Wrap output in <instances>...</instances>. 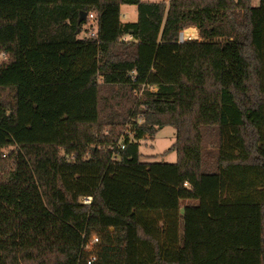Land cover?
I'll list each match as a JSON object with an SVG mask.
<instances>
[{
    "label": "trees",
    "instance_id": "obj_1",
    "mask_svg": "<svg viewBox=\"0 0 264 264\" xmlns=\"http://www.w3.org/2000/svg\"><path fill=\"white\" fill-rule=\"evenodd\" d=\"M0 79V264H264V0H0Z\"/></svg>",
    "mask_w": 264,
    "mask_h": 264
},
{
    "label": "rangeland",
    "instance_id": "obj_2",
    "mask_svg": "<svg viewBox=\"0 0 264 264\" xmlns=\"http://www.w3.org/2000/svg\"><path fill=\"white\" fill-rule=\"evenodd\" d=\"M158 1V0H151ZM254 6L260 4V0H252ZM121 18L123 21H136L138 18L137 6L132 4H123L121 7ZM189 32H194L196 37H199L196 28H187ZM84 35V34H82ZM10 82L11 79H0V82ZM176 141V129L172 126H165L161 128L156 134L155 138L148 137L142 141L140 151L142 159L168 162H175L177 160V153L175 150H170Z\"/></svg>",
    "mask_w": 264,
    "mask_h": 264
},
{
    "label": "built area",
    "instance_id": "obj_3",
    "mask_svg": "<svg viewBox=\"0 0 264 264\" xmlns=\"http://www.w3.org/2000/svg\"><path fill=\"white\" fill-rule=\"evenodd\" d=\"M86 27L89 29V32L91 35H94L97 32L98 21H97V18H96L94 13L90 14L89 22L86 25ZM192 38H196L194 32L193 33L189 32L187 29L180 32V35H179L180 42H184V41L192 39ZM122 147H124V145ZM91 200H92L91 196H88L85 198L86 203H90ZM98 241H99V238L96 235H94L92 237V239L87 242L85 249L86 250H92ZM95 259H96V256H92L91 259L88 261V264H91L92 261H94Z\"/></svg>",
    "mask_w": 264,
    "mask_h": 264
},
{
    "label": "water",
    "instance_id": "obj_4",
    "mask_svg": "<svg viewBox=\"0 0 264 264\" xmlns=\"http://www.w3.org/2000/svg\"><path fill=\"white\" fill-rule=\"evenodd\" d=\"M86 15V13H83V16H85Z\"/></svg>",
    "mask_w": 264,
    "mask_h": 264
},
{
    "label": "crops",
    "instance_id": "obj_5",
    "mask_svg": "<svg viewBox=\"0 0 264 264\" xmlns=\"http://www.w3.org/2000/svg\"><path fill=\"white\" fill-rule=\"evenodd\" d=\"M196 31H197V29H196Z\"/></svg>",
    "mask_w": 264,
    "mask_h": 264
}]
</instances>
